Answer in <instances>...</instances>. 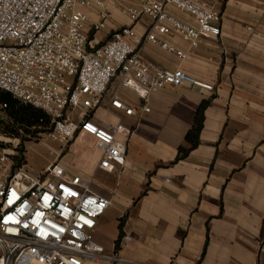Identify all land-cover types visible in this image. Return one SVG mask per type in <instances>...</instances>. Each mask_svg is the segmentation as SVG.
<instances>
[{"label": "crops", "instance_id": "0c3cea01", "mask_svg": "<svg viewBox=\"0 0 264 264\" xmlns=\"http://www.w3.org/2000/svg\"><path fill=\"white\" fill-rule=\"evenodd\" d=\"M114 1L105 0L104 26L89 32L93 43L120 25L143 31L145 20L131 23L120 9L135 0ZM214 2L222 14L215 41H202L185 59L149 42L141 48L148 61L181 66L212 90L186 82L166 86L149 95L145 111L134 92L118 89L135 106L126 115L109 105L113 82L96 115L120 119L133 132L125 164L112 172L99 169L95 147L76 136L92 147L76 172L110 200L95 239L127 262L264 264V0ZM84 10L99 21L100 8ZM165 39L188 48L183 38ZM203 100L209 103L197 144L176 160L179 148L189 146L185 135Z\"/></svg>", "mask_w": 264, "mask_h": 264}, {"label": "built area", "instance_id": "2783aa9c", "mask_svg": "<svg viewBox=\"0 0 264 264\" xmlns=\"http://www.w3.org/2000/svg\"><path fill=\"white\" fill-rule=\"evenodd\" d=\"M90 6L101 9L99 21L89 19L84 8ZM120 9L131 23L145 20L143 31L120 25L93 43L89 32L108 15L105 0H0V90L42 109L50 118L47 135L61 148L77 135L92 137L97 167L108 172L125 164L133 132L120 119L96 115L113 82L109 105L126 115L135 106L118 89L134 92L145 111L149 95L166 86L212 90L181 66L148 61L141 48L149 42L185 59L202 41L216 40L222 20L214 0H135ZM165 36L183 38L188 48ZM10 142L0 139V264H139L107 253L95 239L110 200L81 173L66 170L61 148L37 171L18 164V141Z\"/></svg>", "mask_w": 264, "mask_h": 264}, {"label": "trees", "instance_id": "16d2710c", "mask_svg": "<svg viewBox=\"0 0 264 264\" xmlns=\"http://www.w3.org/2000/svg\"><path fill=\"white\" fill-rule=\"evenodd\" d=\"M5 103V106L2 104ZM209 100L200 102L194 115L192 126L185 135V141L189 143L188 147H180L176 160L183 157L193 148L198 141V136L203 125L204 110ZM50 124L49 116L40 108L30 103H25L15 98L9 91L0 90V132L8 135H20L21 131L26 135H34L39 131H47ZM24 161V156L19 154L17 162ZM123 231L120 227V235L115 243V248L119 247V242Z\"/></svg>", "mask_w": 264, "mask_h": 264}, {"label": "rangeland", "instance_id": "374dc122", "mask_svg": "<svg viewBox=\"0 0 264 264\" xmlns=\"http://www.w3.org/2000/svg\"><path fill=\"white\" fill-rule=\"evenodd\" d=\"M124 2L127 3V0H124ZM20 133V135H8L0 132V139L11 138L10 144H16L18 141V155L24 156V161L30 169L37 171L43 169L56 157L51 150L59 151L61 148L57 140L47 135V131H39L34 135H26L23 131ZM82 137L91 142L94 147V139L92 137L87 135H82ZM61 150L59 155V158H61L60 162L68 172L74 173L81 169L79 166L81 159L92 151V147L83 141L82 138L75 137L66 146H62ZM85 179L89 180L86 177Z\"/></svg>", "mask_w": 264, "mask_h": 264}]
</instances>
